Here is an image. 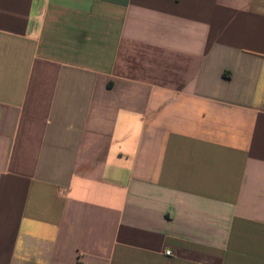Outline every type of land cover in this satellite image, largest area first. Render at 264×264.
Wrapping results in <instances>:
<instances>
[{"label": "crops", "instance_id": "obj_1", "mask_svg": "<svg viewBox=\"0 0 264 264\" xmlns=\"http://www.w3.org/2000/svg\"><path fill=\"white\" fill-rule=\"evenodd\" d=\"M0 264H264V0H0Z\"/></svg>", "mask_w": 264, "mask_h": 264}, {"label": "built area", "instance_id": "obj_2", "mask_svg": "<svg viewBox=\"0 0 264 264\" xmlns=\"http://www.w3.org/2000/svg\"><path fill=\"white\" fill-rule=\"evenodd\" d=\"M166 254H167V255H170V254H171V251H168Z\"/></svg>", "mask_w": 264, "mask_h": 264}]
</instances>
